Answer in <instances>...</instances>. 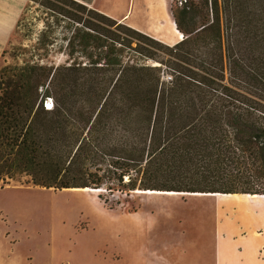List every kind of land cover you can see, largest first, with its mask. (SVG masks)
Segmentation results:
<instances>
[{
  "label": "trees",
  "instance_id": "obj_1",
  "mask_svg": "<svg viewBox=\"0 0 264 264\" xmlns=\"http://www.w3.org/2000/svg\"><path fill=\"white\" fill-rule=\"evenodd\" d=\"M28 1L16 33L33 7L43 29L0 65V188L264 194V0H178L171 45L79 0Z\"/></svg>",
  "mask_w": 264,
  "mask_h": 264
},
{
  "label": "rangeland",
  "instance_id": "obj_2",
  "mask_svg": "<svg viewBox=\"0 0 264 264\" xmlns=\"http://www.w3.org/2000/svg\"><path fill=\"white\" fill-rule=\"evenodd\" d=\"M176 2L153 6L154 17L165 19L168 29L169 12ZM150 9L139 7L148 16ZM38 14L34 7L30 10L0 65L14 61L17 47L37 45L43 29L42 19H35ZM30 21L36 23L29 26L31 30L25 25ZM62 44L59 38V43L50 46V60L64 62L66 56L58 50ZM65 189L69 188L36 185L29 176L0 188V224L7 230L3 235L16 242L27 264H193L204 247L206 256L196 258L194 264H214L216 205L234 207L215 196L150 195L121 187L90 194Z\"/></svg>",
  "mask_w": 264,
  "mask_h": 264
},
{
  "label": "crops",
  "instance_id": "obj_3",
  "mask_svg": "<svg viewBox=\"0 0 264 264\" xmlns=\"http://www.w3.org/2000/svg\"><path fill=\"white\" fill-rule=\"evenodd\" d=\"M79 1L171 45L169 40L174 36L168 29L167 21L154 17L153 14V6L160 3L167 6V0ZM27 4L28 0H0V61L4 50L16 34L18 21ZM142 5L151 7L149 16L139 11ZM169 16L174 21L170 12ZM220 206L217 208L216 205L214 211V264H264V221H258L260 210L255 207L241 209L236 206L222 209ZM4 229L0 224V245L4 246V252L0 251V264H27L25 257L16 249V242L3 235L7 233ZM202 235L205 237L204 232ZM203 243H206L205 240ZM206 250L204 247L197 252L196 255L199 256H194L193 264L196 263V258L198 260L201 255L206 256Z\"/></svg>",
  "mask_w": 264,
  "mask_h": 264
},
{
  "label": "bare ground",
  "instance_id": "obj_4",
  "mask_svg": "<svg viewBox=\"0 0 264 264\" xmlns=\"http://www.w3.org/2000/svg\"><path fill=\"white\" fill-rule=\"evenodd\" d=\"M169 29L171 34L174 36L169 40L171 44L176 43L184 38V34L177 28L176 23L172 19H168ZM50 108V107H48ZM65 190H82L87 194L92 192L104 191L103 188H92V187H75ZM138 193H145L150 195L163 194L168 196H179V195H193V196H215L218 197L222 202L229 204V206H237L241 209L250 208V206L259 207L260 215L258 221H264V194H250V193H221V192H178V191H163V190H136ZM258 239V238H256Z\"/></svg>",
  "mask_w": 264,
  "mask_h": 264
}]
</instances>
